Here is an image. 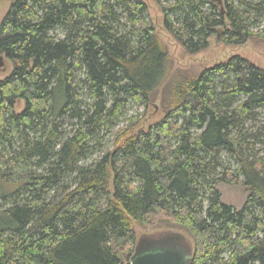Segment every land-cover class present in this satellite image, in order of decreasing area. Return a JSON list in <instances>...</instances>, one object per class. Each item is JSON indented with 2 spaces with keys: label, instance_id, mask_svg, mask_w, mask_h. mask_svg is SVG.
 <instances>
[{
  "label": "trees",
  "instance_id": "obj_1",
  "mask_svg": "<svg viewBox=\"0 0 264 264\" xmlns=\"http://www.w3.org/2000/svg\"><path fill=\"white\" fill-rule=\"evenodd\" d=\"M153 1L188 54L213 37L264 40V0ZM146 12L143 0H11L0 21V56L13 64L0 79V264H130L134 225L186 232L188 264H264V159L245 131L264 121V69L232 56L178 77L159 121L118 130L91 159L100 133L168 77ZM219 184L244 186L240 209Z\"/></svg>",
  "mask_w": 264,
  "mask_h": 264
},
{
  "label": "rangeland",
  "instance_id": "obj_2",
  "mask_svg": "<svg viewBox=\"0 0 264 264\" xmlns=\"http://www.w3.org/2000/svg\"><path fill=\"white\" fill-rule=\"evenodd\" d=\"M143 1L147 8V20L153 24L156 35L167 49L169 57V74L165 82L159 88L155 98L147 106H138L135 103H130L122 110L115 129L112 130L110 134L106 132L100 133L97 148L98 152L95 153L91 159H96L100 157L104 151L113 149V134L118 130L127 129L129 134L132 135L139 130H146L149 126L159 121L164 115V111L161 108L164 93L168 92L170 85L178 77L184 74L197 75L202 70L210 68L218 63L225 62L232 56L243 57L254 65L264 69V40L251 38L244 45L232 46L219 44L213 37L210 39L207 49L191 55L185 52L163 28V17L158 5L153 0ZM10 2L11 0H2L0 2V21L8 10ZM256 29H264V23L258 25ZM0 57L3 59L0 65V79H4L12 72L13 64L5 57ZM14 109L16 112H20L23 109V103L17 102ZM258 114L259 115L254 118V120L247 122L245 131L246 135H256V133L259 135V137H257L259 139L258 143L255 142V140H251V142L253 141L255 143L254 152L257 156L264 159V131L258 132L264 121L262 119L263 114ZM66 127L69 131L72 129L71 124ZM230 165H233L232 161ZM217 189L220 192L221 201L237 210L241 208L247 196V190L240 184H219ZM134 231L136 239L142 235H150L157 232H172L181 235L191 244L190 238L186 232L174 225H161L152 228L134 225Z\"/></svg>",
  "mask_w": 264,
  "mask_h": 264
},
{
  "label": "water",
  "instance_id": "obj_3",
  "mask_svg": "<svg viewBox=\"0 0 264 264\" xmlns=\"http://www.w3.org/2000/svg\"><path fill=\"white\" fill-rule=\"evenodd\" d=\"M0 57V65L2 63ZM192 246L172 232L142 235L136 240L130 264H188Z\"/></svg>",
  "mask_w": 264,
  "mask_h": 264
}]
</instances>
